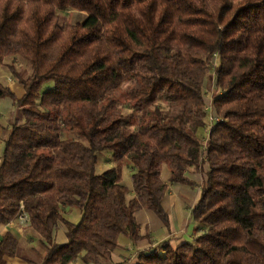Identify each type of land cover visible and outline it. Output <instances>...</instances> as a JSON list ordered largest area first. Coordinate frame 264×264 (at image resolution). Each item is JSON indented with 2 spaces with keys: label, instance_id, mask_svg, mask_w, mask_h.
Segmentation results:
<instances>
[{
  "label": "trees",
  "instance_id": "16d2710c",
  "mask_svg": "<svg viewBox=\"0 0 264 264\" xmlns=\"http://www.w3.org/2000/svg\"><path fill=\"white\" fill-rule=\"evenodd\" d=\"M65 10L88 16L64 25ZM14 57L30 73L11 67L25 91L19 100L0 83V99L17 108L3 140L0 226L22 207L42 252L31 249L35 261L21 254L7 232L0 264L15 256L112 264L120 237L133 246L147 237L135 213L148 210L169 228V186H194L185 173L205 164L190 211L198 236L137 251L126 264H264V0H0V68ZM104 151L115 165L99 173ZM66 208L79 211L77 223ZM58 222L65 244L53 242Z\"/></svg>",
  "mask_w": 264,
  "mask_h": 264
},
{
  "label": "crops",
  "instance_id": "0c3cea01",
  "mask_svg": "<svg viewBox=\"0 0 264 264\" xmlns=\"http://www.w3.org/2000/svg\"><path fill=\"white\" fill-rule=\"evenodd\" d=\"M12 66L15 70L18 68V65L16 64L15 67L11 63L6 64L4 72L0 74V83L7 87L14 97L19 100L23 97L25 91L23 86L19 84L17 79L12 75ZM16 110L17 108L13 99H0V122L6 125V127L0 126V164L4 148V134L8 129H10L12 121L16 115ZM5 117H7V120L2 121ZM199 169L200 170L191 168L185 173L186 178L192 181L194 186L191 187L183 184H172L169 186L168 193L162 201V207L167 213L169 219L168 231L163 232L162 234L163 224L156 220L157 217L152 212L148 210L138 211L135 213V220L140 226V234L147 237L137 246H133V244L127 240V238L120 237L118 241V248L111 256L112 264H126L127 262L135 263V253L137 251L158 246L160 243L165 241H168L170 247L174 249L179 244L192 241L196 236H198L199 232L197 231V224L190 223V211L200 197V184L205 180V173L207 172L206 164ZM192 188H196L197 192L193 193V200H187L188 197H191ZM184 202L187 204V206ZM186 207L188 208L185 209ZM63 216L68 222L74 224L80 220V214L78 210L74 212L72 209L66 208L64 209ZM7 232L12 233L17 239L21 254H25V256L32 258V260L35 261L36 257H34L31 249L34 248L40 253L42 252V249L30 226L23 228L17 223L0 226V238ZM159 232H161L159 235H155V233ZM121 239H124V243H121ZM53 242L57 245L67 243L66 227L62 222L57 223L53 233ZM161 253L163 254V252ZM5 264L30 263L26 262L21 257L15 256L5 258ZM71 264L83 263L80 260H77Z\"/></svg>",
  "mask_w": 264,
  "mask_h": 264
},
{
  "label": "rangeland",
  "instance_id": "374dc122",
  "mask_svg": "<svg viewBox=\"0 0 264 264\" xmlns=\"http://www.w3.org/2000/svg\"><path fill=\"white\" fill-rule=\"evenodd\" d=\"M58 14H59V18H60L61 23L64 24V25H66V24H75V23H83L86 20L87 16H88V14L86 12H79V11H73V10L58 11ZM15 59L17 61H20V62L26 64L28 70H24L25 68H24L23 65H18V68H16L17 72H19L20 78H26L29 75V73H30V66H29V64L27 62L23 61L20 58L14 57V58L5 59V64L11 63L15 67V64H14V60ZM4 70H5V65L0 68V74L2 72H4ZM213 84H214V76H213L212 71L210 70L209 74H208V77H207V79L205 80V83H204L205 103H206V107H207V112H206L207 123L209 122V118L212 115V113H211L212 111H211V108L209 106V104H210L209 99L211 97V94L214 91V85ZM50 85H51V83H46L43 86L42 90H45ZM161 108H163L164 110L170 109L168 105H162ZM123 112L126 113V110L124 109ZM6 120H7V117H5L2 121H6ZM0 126L6 127V125L4 123H2V122H0ZM9 132H10V129H8L7 132L4 134V139L7 138ZM205 134L206 133H204V131H201V135H205ZM114 165H115V163L111 159V153L110 152L104 151V152H101V153L98 154V163H97V168H96L97 172H99V173L104 172L105 170L113 167ZM131 175H132V171L130 169V166L128 165V163L124 162V165H123V168H122V172H121V181H122V184L130 192L127 195V198L131 197V191H132ZM167 177H168V167L166 165H163L162 170H161V179L164 182H166L167 179H168ZM196 190H197L196 188L195 189H193V188L191 189V197H188L187 200H191V199L193 200V198H194V194L193 193L197 192ZM185 205L187 206L186 203H185ZM187 208L188 207H186L185 209H187ZM72 210L74 212L77 211L76 209H72ZM156 220L158 222L160 221L157 218H156ZM190 220H191L190 221L191 224L195 223L192 219H190ZM162 230H163L162 231V234H163V232H167L168 231V228H166L163 225V229ZM160 233L161 232L155 233V235H159ZM121 240H122L121 243H124V241H123L124 239H121ZM18 252H20V249L18 250Z\"/></svg>",
  "mask_w": 264,
  "mask_h": 264
},
{
  "label": "built area",
  "instance_id": "2783aa9c",
  "mask_svg": "<svg viewBox=\"0 0 264 264\" xmlns=\"http://www.w3.org/2000/svg\"><path fill=\"white\" fill-rule=\"evenodd\" d=\"M209 106H210V104H209ZM206 109H207V107H206ZM211 111H212V109H211ZM211 120H213L212 115L209 118V121H211ZM15 223L19 224L23 228L28 227L30 225L29 215L22 207H21L20 212L16 215L15 219L10 224H15Z\"/></svg>",
  "mask_w": 264,
  "mask_h": 264
}]
</instances>
